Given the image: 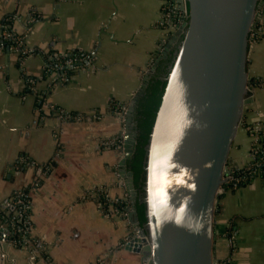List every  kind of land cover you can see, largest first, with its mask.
Returning a JSON list of instances; mask_svg holds the SVG:
<instances>
[{"label": "crops", "instance_id": "crops-1", "mask_svg": "<svg viewBox=\"0 0 264 264\" xmlns=\"http://www.w3.org/2000/svg\"><path fill=\"white\" fill-rule=\"evenodd\" d=\"M164 4L0 0V201L16 189L36 185L31 192L36 244H31L40 246L35 252L7 239L0 264H146L143 254L134 250L136 243L129 245L137 230L132 219L107 216L88 194L104 185L112 196L128 191L124 171L129 166L120 163L128 113L123 116L111 105L116 101L130 107L142 84L158 74L162 58L175 47V38L160 24ZM33 10L39 18H32ZM6 14H15L11 31L10 24H3ZM12 31L28 33L21 46L32 48V53L22 57L20 49L8 43ZM75 50L87 52L83 67L61 81L54 80L57 68L43 77L47 61ZM247 66L249 78L263 80L251 82L253 100L244 106L230 150L228 163L236 168L251 160L248 127H264L262 13H257L250 34ZM27 76L35 78L34 88ZM44 94L43 106H37ZM51 102L86 117L64 118ZM117 136L124 137V151L102 144ZM218 203L217 258H227V264H264V177L223 191ZM232 219L230 242L224 231Z\"/></svg>", "mask_w": 264, "mask_h": 264}, {"label": "water", "instance_id": "water-1", "mask_svg": "<svg viewBox=\"0 0 264 264\" xmlns=\"http://www.w3.org/2000/svg\"><path fill=\"white\" fill-rule=\"evenodd\" d=\"M179 1L181 8L187 5L189 20L164 77L167 83L146 146L141 191L133 170L124 171L132 200L130 218L137 228L129 245L136 243L134 250L143 254L146 264H217L216 203L244 106L253 100L248 51L263 0ZM141 93L127 112L129 128L120 162L124 167L135 149V104ZM138 198L146 205L143 225Z\"/></svg>", "mask_w": 264, "mask_h": 264}, {"label": "built area", "instance_id": "built-area-1", "mask_svg": "<svg viewBox=\"0 0 264 264\" xmlns=\"http://www.w3.org/2000/svg\"><path fill=\"white\" fill-rule=\"evenodd\" d=\"M165 4L163 5V15L160 21V24L167 28L173 37L176 40L177 46L181 44L183 34L187 30V25H188V20H189V9L187 5L183 8H181L180 1L179 0H164ZM186 2V0H185ZM35 11H32V18L35 16ZM257 13H262L264 14V0L261 3ZM255 23V22H254ZM254 27V24H253ZM252 27V30H253ZM251 30V33H252ZM6 33V29H4ZM250 33V34H251ZM28 33H24L23 36H17L16 32L12 31L10 32V38H13L16 43H14V47L19 48V46L22 45L24 42V39L27 37ZM6 37V34H4ZM178 49V48H177ZM177 51V50H176ZM175 51V52H176ZM23 52L25 55H28L33 52L32 48L28 47H23ZM86 56H77V57H70L66 61V66H71L75 65L77 67H83L84 65V59ZM62 68L64 65L62 62H60ZM45 68V67H44ZM65 68V67H64ZM63 68V70H64ZM57 77L54 78V80L59 79L64 80L66 77V74L62 70H57L56 73ZM27 81L30 84V88H34V82L35 78L31 76H27ZM249 86V85H248ZM249 96L252 97V90L251 86H249ZM50 107H52L60 116L64 118H72L76 120H81L86 117V114H83L81 112H71V111H65L63 108L60 106L54 104V103H49ZM112 108L118 109L119 111L122 112V115L125 116V114L128 112V104H118L116 101L112 102L111 105ZM249 131L252 133L253 136V143L250 151V156H251V161H253L256 158L257 154V146L260 145L259 143V134L258 132L260 131L261 128H264L261 124L257 123L255 125L249 126ZM102 144L105 146H111L114 145L115 147H118L121 149V151H124V137H116L113 139H104L102 141ZM264 161V154L261 155V162H256L255 165H259ZM248 162V163H249ZM243 172L239 175L235 174L233 172V167L229 166L230 169L229 171L225 174V182L233 181V182H238L241 179H244L247 174L250 172H256L258 167H256L254 170H248L249 169V164L244 165ZM260 172V171H259ZM121 186H125V182H120L119 183ZM223 188L222 186L220 187L219 190ZM224 190V189H223ZM30 194V193H29ZM90 197H92L98 204L99 208L102 210L104 214L110 217H115V216H123L127 219L130 218V213L132 210V205L125 204L121 205L120 207H116L114 203L116 201L121 200L120 196H112L109 193V187L108 186H99L97 188H94L89 191L88 194ZM27 192L25 187L16 189L12 194L8 195L7 197L3 198L0 201V254L4 252V242L5 240L8 239L10 243L13 244H21L22 247H27L30 248L31 251H37L39 250L40 246L39 245H32L31 242H35V239H31L30 236H32V212L30 215V210L32 211V199H26ZM104 196L109 200L110 204L109 206H106V201L103 200ZM124 196L130 197V194L128 191H125ZM123 198V196H122ZM6 232L8 234V238L6 237ZM33 237V236H32ZM32 245V247H31ZM218 263V262H217ZM223 264H226V261H222Z\"/></svg>", "mask_w": 264, "mask_h": 264}, {"label": "trees", "instance_id": "trees-1", "mask_svg": "<svg viewBox=\"0 0 264 264\" xmlns=\"http://www.w3.org/2000/svg\"><path fill=\"white\" fill-rule=\"evenodd\" d=\"M35 17L36 18L40 17V14L37 10L35 11ZM258 20L259 19H256V24ZM14 21H15V14H11V15L6 14V17L3 18L4 25L10 24V27H9L10 31L12 30V26L15 25ZM16 35L23 36V33L16 32ZM8 39H9L8 43H10L11 45L16 43V41L13 38H8ZM177 48L178 46L176 44L175 47L168 53V55L162 58V61H161L162 65L158 67V74H156L154 77H152L149 80L146 87L142 90V93L136 99L135 114H134V119L136 121V125H135L136 144H135L134 153L132 154V156L128 158L127 164L129 166V169L133 170L134 172V183L139 189V191L143 189V184H144L145 158H146V152H147L146 146L148 144L150 133H151V130H152L155 118H156L157 110L160 106L162 95H163V92H164V89L167 83V80L164 77L170 71L171 65L173 64V61L175 58V51L177 50ZM18 49H20L19 54L22 57L25 56L22 46ZM86 53H87L86 51L75 50L71 54H63V55L61 54L60 56L57 57V60H54L53 62L47 61L48 65H45L43 77H47L48 75L53 74L55 72L54 68H57V70L64 71L67 76H71L73 73H75L78 70V67L77 66H74V67L66 66V61L70 57L71 58L77 57V56L84 57L86 56ZM60 62H62L64 65L62 68H60L61 66ZM262 80L263 78H260V77L253 78V79L249 78V82L250 83L252 82L253 84L260 83ZM44 98H45V94L43 97H41V100L40 98H38L40 101L38 103H37L38 100L36 101L37 106H43L45 102ZM74 113H77V112H74ZM258 134H259L260 145L257 146L256 158L253 161L247 163L249 164L248 170L250 171L254 170L256 167H258V169L256 170V172L254 171L250 172L249 174L246 175L244 179H241L240 181L236 183L233 181L224 182L222 184V187L224 188V192L227 190H235L240 185L250 182L254 177L258 175L264 177V161L259 165H255L256 162H261V155L264 154V128H261ZM251 147H252V144H251ZM250 151H251V148H250ZM244 167L245 166H242L239 168L233 167V172L239 175L243 172ZM35 187L36 185H33V184L25 187L26 192H27L26 199H32L31 192H32V189H34ZM125 191L127 190L125 189ZM125 191L122 194L116 195V196H120L121 198V200L119 199V201H116L114 203L116 207H120L121 205H125V204L132 205L131 198L129 196L127 197L124 196ZM221 195L222 193H220V197ZM102 199L106 201V206H109L110 204L109 200H107L105 196ZM219 206L220 205L218 203L217 211H216L217 213H219ZM136 207H137V215H138L139 222L141 225H143L147 220L145 202L142 201L140 198H138L136 201ZM31 212L32 211L30 210V215H31ZM115 217L125 218L120 215L115 216ZM214 229L216 233L217 230L216 228ZM234 230H235V222L232 219L224 231V235H226V237L230 239V242L233 241ZM30 238L34 239V237L32 236H30ZM17 247H22V246L21 244H17ZM231 250L233 251V249ZM224 260L227 261V258H218L217 264H223L222 261Z\"/></svg>", "mask_w": 264, "mask_h": 264}, {"label": "rangeland", "instance_id": "rangeland-1", "mask_svg": "<svg viewBox=\"0 0 264 264\" xmlns=\"http://www.w3.org/2000/svg\"><path fill=\"white\" fill-rule=\"evenodd\" d=\"M249 84V86L251 85V83L249 82L248 83ZM241 124V123H240ZM248 130H249V128H248ZM251 133V132H250ZM252 134V133H251ZM253 137V136H252ZM252 142H253V140H252ZM230 166V165H229ZM244 166V165H243ZM224 188H221V190H219V192L220 193H222L224 190H223ZM217 205H218V201H217V203H216V210H215V219H217V217H218V213L216 212L217 211ZM226 264H227V261H226Z\"/></svg>", "mask_w": 264, "mask_h": 264}]
</instances>
